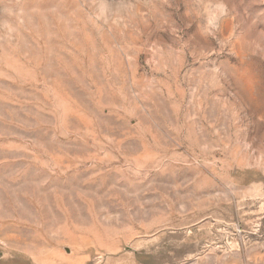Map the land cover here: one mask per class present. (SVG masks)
<instances>
[{"label":"rangeland","instance_id":"374dc122","mask_svg":"<svg viewBox=\"0 0 264 264\" xmlns=\"http://www.w3.org/2000/svg\"><path fill=\"white\" fill-rule=\"evenodd\" d=\"M219 2L0 0V264H264V0Z\"/></svg>","mask_w":264,"mask_h":264},{"label":"clouds","instance_id":"9594fccd","mask_svg":"<svg viewBox=\"0 0 264 264\" xmlns=\"http://www.w3.org/2000/svg\"><path fill=\"white\" fill-rule=\"evenodd\" d=\"M227 13H228V8L222 2V0L221 2L211 5L209 8H207L205 10V15H206L205 32L207 34H212L218 28L220 19L223 16H225Z\"/></svg>","mask_w":264,"mask_h":264}]
</instances>
